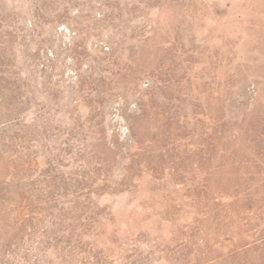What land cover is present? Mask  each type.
I'll return each mask as SVG.
<instances>
[{
	"label": "rangeland",
	"instance_id": "374dc122",
	"mask_svg": "<svg viewBox=\"0 0 264 264\" xmlns=\"http://www.w3.org/2000/svg\"><path fill=\"white\" fill-rule=\"evenodd\" d=\"M0 264H264V0H0Z\"/></svg>",
	"mask_w": 264,
	"mask_h": 264
}]
</instances>
